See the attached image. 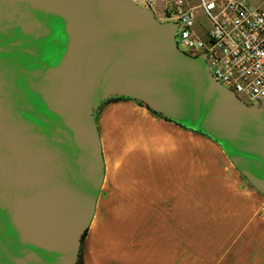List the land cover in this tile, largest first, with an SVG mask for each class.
Instances as JSON below:
<instances>
[{
	"label": "water",
	"instance_id": "water-1",
	"mask_svg": "<svg viewBox=\"0 0 264 264\" xmlns=\"http://www.w3.org/2000/svg\"><path fill=\"white\" fill-rule=\"evenodd\" d=\"M176 29L133 0H0V264H78L110 97L208 136L264 194V111L181 51Z\"/></svg>",
	"mask_w": 264,
	"mask_h": 264
},
{
	"label": "crops",
	"instance_id": "crops-1",
	"mask_svg": "<svg viewBox=\"0 0 264 264\" xmlns=\"http://www.w3.org/2000/svg\"><path fill=\"white\" fill-rule=\"evenodd\" d=\"M95 120L104 173L78 264H264V194L215 141L128 98Z\"/></svg>",
	"mask_w": 264,
	"mask_h": 264
},
{
	"label": "built area",
	"instance_id": "built-area-1",
	"mask_svg": "<svg viewBox=\"0 0 264 264\" xmlns=\"http://www.w3.org/2000/svg\"><path fill=\"white\" fill-rule=\"evenodd\" d=\"M177 23V47L205 55L213 78L264 111V0H133Z\"/></svg>",
	"mask_w": 264,
	"mask_h": 264
},
{
	"label": "rangeland",
	"instance_id": "rangeland-1",
	"mask_svg": "<svg viewBox=\"0 0 264 264\" xmlns=\"http://www.w3.org/2000/svg\"><path fill=\"white\" fill-rule=\"evenodd\" d=\"M110 99H114V97H110V98H109V99H107L106 101H108V100H110ZM106 101H105V102H106ZM105 102H104V103H105Z\"/></svg>",
	"mask_w": 264,
	"mask_h": 264
},
{
	"label": "trees",
	"instance_id": "trees-1",
	"mask_svg": "<svg viewBox=\"0 0 264 264\" xmlns=\"http://www.w3.org/2000/svg\"><path fill=\"white\" fill-rule=\"evenodd\" d=\"M117 98H123V97H117ZM117 98H116V99H117ZM155 114H156V113H155ZM86 232H87V231H86ZM86 232H85V234H86ZM85 234H84V236H85ZM83 238H84V237H83Z\"/></svg>",
	"mask_w": 264,
	"mask_h": 264
}]
</instances>
